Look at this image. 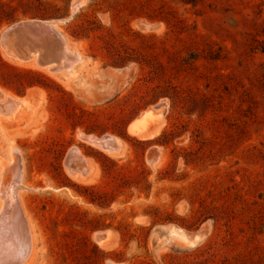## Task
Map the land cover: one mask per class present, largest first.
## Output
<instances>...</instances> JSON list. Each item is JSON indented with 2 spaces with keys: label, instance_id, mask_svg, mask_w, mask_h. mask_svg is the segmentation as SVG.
<instances>
[{
  "label": "rangeland",
  "instance_id": "374dc122",
  "mask_svg": "<svg viewBox=\"0 0 264 264\" xmlns=\"http://www.w3.org/2000/svg\"><path fill=\"white\" fill-rule=\"evenodd\" d=\"M30 20L71 67L7 56ZM263 31L264 0H0V232L18 199L32 236L4 264H264Z\"/></svg>",
  "mask_w": 264,
  "mask_h": 264
},
{
  "label": "bare ground",
  "instance_id": "6f19581e",
  "mask_svg": "<svg viewBox=\"0 0 264 264\" xmlns=\"http://www.w3.org/2000/svg\"><path fill=\"white\" fill-rule=\"evenodd\" d=\"M25 22V21H24ZM28 24H29V26L30 27H36V26H39L38 28L41 30V31H43V30H46V29H49V28H51L52 27V25L51 24H48V23H46V22H37V21H28L27 22ZM54 27H55V25H54ZM57 28V27H56ZM57 31H59V28H58V30ZM2 36V35H1ZM65 37V36H64ZM65 39V38H64ZM66 42H68V40H66ZM68 44V43H67ZM67 46V45H66ZM68 47V46H67ZM70 49V48H69ZM72 52L74 51L73 49L71 50ZM71 52V53H72ZM60 53H61V56H60V61H59V64H58V67H59V69L60 68H69V67H71L70 66V64H69V61H68V56L69 57H71L70 55H68V52H67V50H66V47L65 46H63L62 47V49H61V51H60ZM81 55V54H80ZM79 55V56H80ZM7 56H10V58L11 59H13L16 63H18V64H33L34 62H35V60H36V57H37V55L35 54V55H31L28 59H19V58H17V57H15V56H13V55H11V54H9V55H7ZM75 55H73V57H74ZM73 57H71V58H73ZM81 57V56H80ZM75 58V57H74ZM76 58H77V56H76ZM10 59V60H11ZM81 59H83V58H81ZM12 60V61H13ZM77 60H78V58H77ZM13 61V62H14ZM79 61V60H78ZM36 63V62H35ZM34 63V64H35ZM78 64H79V62H78ZM38 65V64H37ZM63 66H65V67H63ZM74 66V65H73ZM74 68H76V67H74ZM73 68V69H74ZM44 70H46L48 73H50L51 71L50 70H52L53 69V66H47V67H44L43 68ZM42 69V70H43ZM57 70V69H56ZM56 70H54V72L56 71ZM50 71V72H49ZM65 71V70H64ZM63 71V72H64ZM73 71V70H72ZM71 72V71H70ZM52 73V72H51ZM65 73V72H64ZM62 75V74H61ZM66 75V74H65ZM70 75H72L71 73H70ZM74 75V74H73ZM72 75V76H73ZM64 76V75H63ZM67 76V75H66ZM68 77V76H67ZM70 78V77H69ZM4 96H5V94H3ZM5 97H7V95L5 96ZM9 97V96H8ZM15 98V97H14ZM11 99H12V97H11ZM18 101H20V100H16V103L15 104H12V106L9 108V110H11L12 109V112H14V107H16V105H17V103H18ZM22 101H23V99H22ZM24 102V101H23ZM20 103V102H19ZM23 104V103H22ZM14 106V107H13ZM160 106V105H159ZM158 106V107H159ZM4 107H6V106H4ZM8 107V106H7ZM19 107H21L20 105H19ZM18 107V108H19ZM2 109V108H1ZM0 109V110H1ZM4 109V108H3ZM159 109V108H158ZM16 110V109H15ZM6 111V110H5ZM17 111H18V109H17ZM16 111V112H17ZM2 112V111H1ZM7 113H8V111H6ZM20 112V111H19ZM10 113V112H9ZM17 114V113H16ZM7 115H9V114H7ZM6 115V116H7ZM10 115H11V113H10ZM12 116H13V114H12ZM9 118V117H8ZM156 118H154L153 117V115H152V113L150 112V111H146V112H144L143 113V115H141L138 119H136V121H134L130 126H129V132L131 133V134H133V135H139V138L141 137V133H143L145 130H146V127H147V124H148V122H150V121H152V120H155ZM162 119V118H161ZM155 123V122H154ZM152 125H153V123H152ZM152 125H151V122H150V125H149V128H151L152 127ZM157 125V124H156ZM161 124H159V125H157V127H159ZM151 126V127H150ZM154 128V127H153ZM152 129V128H151ZM156 129V128H155ZM157 130V129H156ZM155 130V131H156ZM149 131H151V130H149ZM153 131V133H156L154 130H152ZM152 131H151V133H152ZM153 133H152V135H153ZM148 134H149V132H148ZM146 135V134H145ZM145 136H144V134H143V138H144ZM118 138V137H117ZM105 139H108V140H115L113 137H111V136H103V137H86V140L88 141V142H90L91 144H93L94 146H97V147H100V148H102V149H104V151H106V152H108V153H112V152H115V151H111V150H109V149H107L106 147H104V143H105ZM116 141V140H115ZM117 141H119L120 142V139L118 140L117 139ZM116 141V142H117ZM117 144H118V142H117ZM120 144V143H119ZM123 145V144H122ZM122 149V148H121ZM121 151V150H120ZM76 155V148H73V149H71L70 151H69V153H68V155H67V158H66V167H67V169H68V171H69V173H70V177H75V178H77V179H84L83 177H84V175H82L83 173V171L80 173V170L78 169V170H76L77 169V167H72L71 168V162L73 161V158H75L74 156ZM115 155V154H114ZM157 156V155H156ZM13 158V157H12ZM152 158V157H151ZM77 159V158H76ZM80 161V160H79ZM12 163V162H11ZM10 163V164H11ZM17 164H19L18 162H17ZM89 165V164H88ZM87 165V166H88ZM90 166V165H89ZM89 169H90V167H89ZM84 170V169H83ZM21 171L22 170H20V166H18V170H17V172L15 173V177H13V178H15V181H17V182H19L20 180H21ZM90 173V172H89ZM88 174V173H87ZM10 178V177H9ZM86 179V178H85ZM82 182H83V180H82ZM1 192V191H0ZM12 215H13V220H14V223L12 224L11 223V225L9 226V227H11V229H12V231H11V233H9V236H4V237H2V234H1V232H0V264H4V260L6 259V257L9 255V253L11 254V252H6L5 250H4V246L2 245V243H3V240H7V239H10V241H11V243L14 245V246H16V253H15V251H14V253H13V255L15 256V258H16V256L17 257H19V258H21V259H25V258H27L28 256H29V254H30V251H31V247H32V245H31V240H32V236H31V234H30V227H29V225H27L28 224V222H26V219H25V217H26V215L23 213V209H22V205H21V202H19V200L18 199H16L15 200V204H14V206H13V210H12ZM25 215V216H24ZM1 221V220H0ZM2 226V225H1ZM29 227V228H28ZM103 232V231H102ZM108 233V232H107ZM106 234V233H105ZM108 237V236H107ZM95 238V237H94ZM103 241V240H102ZM102 241H99L100 243L102 242ZM105 241H107V240H105ZM32 244H33V242H32ZM103 244V243H102ZM11 256H12V254H11ZM13 257V256H12ZM12 257H11V259H12ZM10 259V258H9ZM17 259V258H16ZM9 261V260H8ZM11 261V260H10ZM107 264H113V262L111 263V262H109V263H107Z\"/></svg>",
  "mask_w": 264,
  "mask_h": 264
},
{
  "label": "water",
  "instance_id": "95a60500",
  "mask_svg": "<svg viewBox=\"0 0 264 264\" xmlns=\"http://www.w3.org/2000/svg\"><path fill=\"white\" fill-rule=\"evenodd\" d=\"M38 27H30L27 22L15 23L2 34V45L8 55L11 54L19 59H28L31 55L36 54L35 62L40 67L53 66V69H56L61 60V55L54 53V51H59V49L61 51L64 46L63 38L53 27L43 31ZM0 97L3 98L4 102L16 103L14 99L5 97L1 93ZM104 147L116 151L119 144L115 140L105 139ZM199 234H193L191 239L196 235L199 236ZM95 239L98 242L104 240L105 233L97 234Z\"/></svg>",
  "mask_w": 264,
  "mask_h": 264
},
{
  "label": "crops",
  "instance_id": "0c3cea01",
  "mask_svg": "<svg viewBox=\"0 0 264 264\" xmlns=\"http://www.w3.org/2000/svg\"><path fill=\"white\" fill-rule=\"evenodd\" d=\"M150 130H151V131H152V130H154V131H155V129H154V128H152V129H150ZM151 131H149V132L151 133ZM152 133H153V131H152ZM153 134H154V133H153Z\"/></svg>",
  "mask_w": 264,
  "mask_h": 264
},
{
  "label": "trees",
  "instance_id": "16d2710c",
  "mask_svg": "<svg viewBox=\"0 0 264 264\" xmlns=\"http://www.w3.org/2000/svg\"><path fill=\"white\" fill-rule=\"evenodd\" d=\"M184 1V0H183ZM263 36H264V31L262 32Z\"/></svg>",
  "mask_w": 264,
  "mask_h": 264
}]
</instances>
